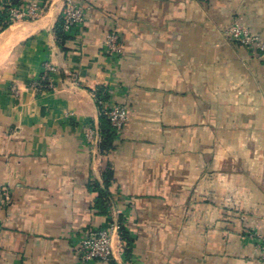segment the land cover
Returning a JSON list of instances; mask_svg holds the SVG:
<instances>
[{"label": "crops", "instance_id": "obj_1", "mask_svg": "<svg viewBox=\"0 0 264 264\" xmlns=\"http://www.w3.org/2000/svg\"><path fill=\"white\" fill-rule=\"evenodd\" d=\"M75 1L86 19L64 44L65 0L0 30V264H264V57L223 35L239 19L264 40V0ZM99 89L130 113L113 148ZM97 185L128 238L109 263L79 256L108 221Z\"/></svg>", "mask_w": 264, "mask_h": 264}, {"label": "built area", "instance_id": "obj_2", "mask_svg": "<svg viewBox=\"0 0 264 264\" xmlns=\"http://www.w3.org/2000/svg\"><path fill=\"white\" fill-rule=\"evenodd\" d=\"M45 0H33L31 2H15L13 0H5L0 3V15L3 17V23L8 25L17 21L36 20L42 14ZM86 9L75 0H65V5L61 13L62 29L64 34H75L83 25L86 19ZM223 35L231 40L238 42L248 49L259 53L264 57V40L252 33L245 27L239 19H234L228 27L223 31ZM103 51L111 58L120 57L124 52V44L120 33L117 30L108 32L103 40ZM54 67L48 65L46 71L39 80H35L33 86L38 90H52L55 88L53 80ZM94 98L100 109V114L105 116L110 123V131L117 139L130 119L128 108L123 105H111L108 103L105 93L93 91ZM101 138V134L97 133ZM88 137L92 140V133H88ZM11 196L7 190L4 191L0 201L1 208L9 203ZM106 206V215L108 221L106 225L98 226L93 229L82 230L79 241V256L85 263H93L100 261L109 263L114 257V249L112 239L115 232L120 231L122 225L118 217V207L116 199L112 193L107 194L104 198ZM257 235L258 248L261 256L264 258V233Z\"/></svg>", "mask_w": 264, "mask_h": 264}, {"label": "trees", "instance_id": "obj_3", "mask_svg": "<svg viewBox=\"0 0 264 264\" xmlns=\"http://www.w3.org/2000/svg\"><path fill=\"white\" fill-rule=\"evenodd\" d=\"M7 25L3 23V17H1L0 15V30H2L3 28H5ZM56 33H57V36L61 42V44H64V42L66 41L67 39V35L64 34L63 32V29H62V21L60 20L56 26ZM102 92V89H99L98 90V93L101 94ZM101 121H102V127H103V130H104V143H103V147L104 148H113L115 147V137H114V134L111 133L110 131V123H109V120L101 115ZM110 174H105V178L106 180H108ZM94 190L97 191V204H96V207H98L102 212L106 213V206L104 205V198L107 194H110L111 191L106 188L105 190L100 188L99 185L95 186L94 187ZM120 234L122 236V238L124 240H128L127 238V232L125 231V227H121L120 229Z\"/></svg>", "mask_w": 264, "mask_h": 264}]
</instances>
